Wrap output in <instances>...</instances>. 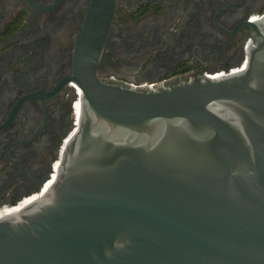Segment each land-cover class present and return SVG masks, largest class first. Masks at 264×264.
<instances>
[{
    "label": "water",
    "instance_id": "95a60500",
    "mask_svg": "<svg viewBox=\"0 0 264 264\" xmlns=\"http://www.w3.org/2000/svg\"><path fill=\"white\" fill-rule=\"evenodd\" d=\"M90 8L50 188L0 217V264H264V12L245 67L130 86L95 72Z\"/></svg>",
    "mask_w": 264,
    "mask_h": 264
},
{
    "label": "flooded vegetation",
    "instance_id": "af4514ba",
    "mask_svg": "<svg viewBox=\"0 0 264 264\" xmlns=\"http://www.w3.org/2000/svg\"><path fill=\"white\" fill-rule=\"evenodd\" d=\"M91 7L112 12L96 74L152 87L230 72L264 0H0V217L55 178L79 95L74 48Z\"/></svg>",
    "mask_w": 264,
    "mask_h": 264
},
{
    "label": "built area",
    "instance_id": "2783aa9c",
    "mask_svg": "<svg viewBox=\"0 0 264 264\" xmlns=\"http://www.w3.org/2000/svg\"><path fill=\"white\" fill-rule=\"evenodd\" d=\"M262 13L263 12H261L259 14H255V15H253V17L256 16L257 18H259L262 15ZM250 43H252V41ZM247 61H248V48L245 49L242 60L236 66L232 67L230 70L231 71H236V70H239V69L245 67L246 64H247ZM215 75H217V72L216 73L206 74V77H215ZM74 86L79 92V88L75 84H74ZM76 100L73 101V104H72L73 108H74V104H75ZM73 111H74V109H73ZM73 122H74V127H75L76 126V118H75V116H74ZM54 168H55V166H53V171H54Z\"/></svg>",
    "mask_w": 264,
    "mask_h": 264
},
{
    "label": "bare ground",
    "instance_id": "6f19581e",
    "mask_svg": "<svg viewBox=\"0 0 264 264\" xmlns=\"http://www.w3.org/2000/svg\"><path fill=\"white\" fill-rule=\"evenodd\" d=\"M256 19H257V18H256ZM219 75H222V74H217V75H215V77H217V76H219ZM78 93H79V92H78ZM78 101H79V100L77 99L75 103H77ZM73 109H74V112H73V113H74V116H75V118L77 119L78 112H77V109H76L75 104H74V108H73ZM53 180H54V179L51 180V182H50V184L48 185V188H47V189L41 190V192H40L38 195H34V196L30 197L28 200H26L24 203H22L19 207H15V208L10 209V212L5 213V214L2 215V216H6V215L13 214V213L19 211L20 209H22L23 207H25L26 205H28L29 203H31L33 200H35L37 197H39V196L41 195V193H44L46 190H48V189L50 188L51 184L53 183Z\"/></svg>",
    "mask_w": 264,
    "mask_h": 264
}]
</instances>
